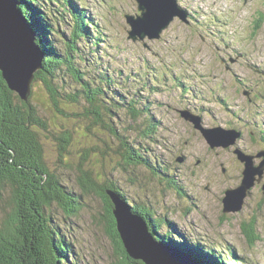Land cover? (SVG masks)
I'll return each instance as SVG.
<instances>
[{"label": "rangeland", "instance_id": "obj_1", "mask_svg": "<svg viewBox=\"0 0 264 264\" xmlns=\"http://www.w3.org/2000/svg\"><path fill=\"white\" fill-rule=\"evenodd\" d=\"M179 2L190 22L175 18L160 39L146 38L147 47L143 41L128 38L131 27L125 15L140 13L137 0H77L79 7L85 4L93 20L89 36L97 37L98 28L103 32L98 44L91 38L80 42L86 47L78 67L88 74L85 80L105 90L104 104L111 111L104 113L105 124H93L87 131L84 121L93 119L85 113L94 107L85 94L78 93L81 80L66 71L58 77L59 103L73 110L69 119L51 113L44 84L35 81L33 90L38 98L42 96L40 100L32 97L31 102L48 123L47 162L79 195L80 169L90 167L103 178L117 181L132 206L150 208L154 217L165 216L169 228L185 239L197 237L201 244L216 246L222 253L228 251L221 248L232 246L244 257L239 264H264V178L251 189L241 211L226 213L223 202L226 190L243 177L244 164L234 153L235 147L251 153L264 149V0ZM68 26L64 21L58 25L67 42ZM246 90L251 91L250 97ZM133 98L140 107H149L158 120L150 136L142 134L143 117L133 120L128 103ZM181 109L200 114L208 127L236 128L243 135L235 146L213 149L181 116ZM88 115L92 118L94 114ZM108 122L144 153L158 157L177 181V188L169 187L165 176H154L146 167L124 168L120 140ZM59 130L73 131L70 155L60 150ZM0 196L1 226L11 204L8 192ZM80 200L82 208L72 217L56 204L49 209L73 242L71 259L78 264H125L121 248L110 235L102 198L91 192ZM166 226L163 223L162 231ZM250 226L257 237L253 244L243 231Z\"/></svg>", "mask_w": 264, "mask_h": 264}, {"label": "trees", "instance_id": "obj_2", "mask_svg": "<svg viewBox=\"0 0 264 264\" xmlns=\"http://www.w3.org/2000/svg\"><path fill=\"white\" fill-rule=\"evenodd\" d=\"M18 1L19 8L35 32L37 45L45 53L43 68L37 72L35 80H40L44 84L51 113L57 112V116L69 119V114L73 111L59 103L61 89L57 85L58 77L66 71L75 80H81L83 85L80 90L78 89V93L85 94L94 107V110L85 113L86 117L93 121L85 120L84 128L89 131L93 124H105L104 113L111 111V107L104 104L105 90L85 80L84 75L88 74L78 67L79 60L85 58L83 48L86 47L80 45V42H85V38H91L98 44L96 40H99L101 33L103 35L102 30L98 28L97 37H90L89 27L93 20L87 15L85 4L79 7L77 0ZM57 5L63 6L62 10L58 9ZM62 21L70 26L68 42L63 41L58 28ZM93 52H96V49ZM32 97L40 100L34 90L28 100L22 99L17 92L10 89L0 70V195L8 192L11 204V210L6 213V221L0 226V264H78L70 257V253L75 254L73 242L62 232L59 222H54L49 209L56 204L63 209L66 216H75L82 208L81 197L84 193L91 192L98 194L104 202L109 232L117 247L121 248L124 263L145 264L128 255L117 229L113 213L114 204L108 190L119 194L131 205L118 182L103 178L90 167H82L78 180L82 192L79 195L69 189L57 173L50 169L45 148L48 138L45 131H48V123L40 116L41 112L36 105L31 102ZM128 103L134 121L143 117L145 128L142 129V134L150 136L157 128L158 120L149 107H140L138 100L133 98ZM88 114L94 115L91 118ZM108 125L120 140L124 168L146 167L154 176H165L169 187L177 188V181L167 172V167L164 168L158 157L153 158L150 154L144 153L141 146L130 141L129 137L116 126L109 122ZM72 132L59 130L57 134L60 150L68 155ZM180 191L183 193L181 189ZM131 209L142 215L156 239L184 251L200 264L244 262V257L238 256L232 246L221 248L223 251L227 250V253H222V250L218 252L219 248L208 246L206 243L201 244L197 237L192 241L185 239L169 228L170 222L165 216L154 217L150 208L135 204L131 205ZM165 222L167 226L162 231ZM243 231L251 244L257 240L252 226L244 227Z\"/></svg>", "mask_w": 264, "mask_h": 264}, {"label": "water", "instance_id": "obj_3", "mask_svg": "<svg viewBox=\"0 0 264 264\" xmlns=\"http://www.w3.org/2000/svg\"><path fill=\"white\" fill-rule=\"evenodd\" d=\"M139 14L127 13L130 25L128 38L134 41L160 39L175 18L189 23V13L179 0H137ZM149 47L148 45H146ZM240 57V56H239ZM45 53L36 43L35 32L19 8L18 0H0V70L11 90L28 100L36 79L42 70ZM230 67V66H229ZM248 96L250 90L244 91ZM181 116L200 131L211 148H230L237 145L242 131L222 126L208 127L200 114L181 109ZM244 164L242 181L226 190L224 212H239L244 208L251 189L264 178V149L257 153L245 151L238 145L234 149ZM259 162H258V160ZM184 160V157L179 159ZM264 192V182H263ZM114 204L113 213L117 229L128 255L145 264H200L184 251L171 247L153 237L147 221L134 212L119 194L108 190Z\"/></svg>", "mask_w": 264, "mask_h": 264}, {"label": "bare ground", "instance_id": "obj_4", "mask_svg": "<svg viewBox=\"0 0 264 264\" xmlns=\"http://www.w3.org/2000/svg\"><path fill=\"white\" fill-rule=\"evenodd\" d=\"M146 45H147V44H146ZM37 76H38V75H37ZM247 96H248V95H247ZM250 96H251V95H250ZM250 96H249V97H250ZM250 99L252 100V98H250Z\"/></svg>", "mask_w": 264, "mask_h": 264}]
</instances>
